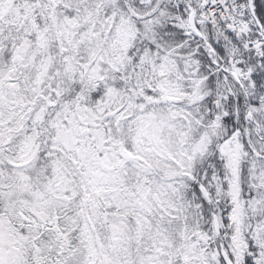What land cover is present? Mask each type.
I'll use <instances>...</instances> for the list:
<instances>
[{
	"label": "snow or ice",
	"instance_id": "obj_1",
	"mask_svg": "<svg viewBox=\"0 0 264 264\" xmlns=\"http://www.w3.org/2000/svg\"><path fill=\"white\" fill-rule=\"evenodd\" d=\"M0 264H264V0H0Z\"/></svg>",
	"mask_w": 264,
	"mask_h": 264
}]
</instances>
